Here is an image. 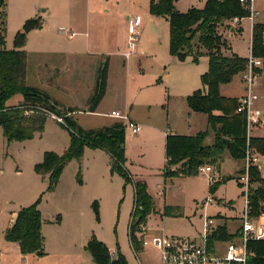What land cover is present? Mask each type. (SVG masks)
I'll return each mask as SVG.
<instances>
[{"label":"rangeland","instance_id":"1","mask_svg":"<svg viewBox=\"0 0 264 264\" xmlns=\"http://www.w3.org/2000/svg\"><path fill=\"white\" fill-rule=\"evenodd\" d=\"M23 1L26 0H2L3 3H0V32L3 38V46L0 45V47L13 48L14 36L20 29L18 22L26 13L21 10ZM205 1L175 0V7L178 12H186L192 7H203ZM253 6L254 10L259 11L257 18L264 20V0H254ZM77 7H79L80 14L76 15L77 22L75 23H79V27H70L71 30L68 29V31L81 32L83 36L79 37L88 38L91 47L93 46L95 49L122 51L118 60L115 61L114 56L110 57L108 86L103 101L105 109L106 106L109 108L111 99L113 102L114 95L122 94L124 88L122 81L126 66L130 64L133 73L140 69L149 72L152 68L159 67L164 69L160 72L164 94L162 96L164 99L167 98L165 92L167 89L170 97H173L172 104H168L169 112H167L168 108L162 105L164 111L162 113L159 110V117L166 119L167 124L171 122L175 124V120L181 117L176 129L166 128V135H188L190 132L206 127L205 120L197 119L196 122H184L185 116L178 108L180 96L176 94L180 88L175 83L173 95V91L171 92V89L166 87L163 76L169 67H164L166 62L159 61L160 55L156 45L161 43L162 48L168 46L167 23L151 21L148 17L142 18L140 21L142 25L138 27L140 30L139 40L145 53L139 47L137 51L135 49L130 52L128 44L131 20L135 19L139 12L144 14L143 10L139 11L137 6L130 5L128 0H82L77 3ZM43 8L41 6L39 9L42 10ZM145 13H149L147 7ZM130 15L131 19L129 20ZM65 17L63 16L62 20ZM67 27V23H62L51 26L49 30L54 31L57 28L65 30ZM45 31L48 32V30H43L40 33H44L42 35L45 36ZM220 33L222 32L220 31ZM29 35L27 33V36ZM39 35L33 36L36 38V42L39 41ZM222 38L226 41V45L221 48L222 54L225 56L233 54L234 52L229 46L228 33L224 34L223 32ZM249 39L250 32L247 25L239 34L230 38L232 48L243 58L250 54ZM123 51H125L124 54ZM124 55L128 58L126 59ZM135 55L139 56L136 58ZM37 57L38 55L36 56L34 53L30 54V59L34 58L35 62H38L36 61ZM93 58L95 61H103L107 60L108 56L107 54L103 56L94 55ZM262 60L261 70L264 69V59ZM167 62L170 67L171 65L174 67L176 72L182 67L188 69L191 82L197 86L200 84V76L198 75L196 79V73L207 67V58L204 56H199L198 61L194 63H176L173 60ZM47 70L48 74L49 72L53 73L50 68ZM93 74L94 68L93 72L92 68H79L74 78L91 81L94 78ZM239 77L240 73H237L230 81L221 84L220 92L238 97L242 92L241 88H244ZM254 92L257 94V99L253 102V107L258 108L264 114V72L258 78ZM20 98V93H14L6 99L5 104L7 106L16 105ZM175 104H177V108L174 107ZM48 117L45 120L43 130L35 132L31 138L25 140L7 141L0 128V264H98L93 260L86 247L83 249V245H81V240L86 232L90 238L94 235L98 241L103 242L109 251L114 250L116 256L122 255L126 264H162L157 249L151 246H143L142 243L133 248L130 242L128 227L135 199L133 182L140 179L147 181L148 194L152 199L153 207L156 203L159 206L168 205L173 209L172 214L161 216L162 212L158 208H156L157 212L153 211V208L147 215L145 223L142 224L141 230L146 229V224L149 228L161 229L157 231V235L165 233L164 235L168 237L198 240L202 234L205 218L207 216L218 217L219 213L229 218L230 221L225 226L226 232L233 235L232 240H238L235 238L241 224L244 207L243 187L239 183H242L240 177L246 166L245 158L242 160L224 157L218 164L211 165V171L214 169V173H209V176L212 177L211 183L229 176L230 172L234 174L233 172L243 169L242 173L240 172L236 176L231 175L229 179L218 184L214 192L209 190L210 183L207 180V174L199 172L192 177L167 176L165 195L159 196L156 192V184L163 179V170L166 164V136L163 140L161 138L163 134L160 135L145 126L141 132L133 133L123 125L122 166L129 177L128 181H125L119 173L112 172L111 169L110 172L107 170V174H103L98 165L93 167L91 163L94 155L104 157L105 159H101L100 162L104 161V164L107 165L112 163L113 158L107 152V154L102 155L101 152L98 153V150L85 147L79 159L68 161L59 188L53 193H48L46 191L47 180L43 181L37 175L34 165L42 160L46 151H52L59 155L63 154L68 147L67 142L69 143L68 130L62 125L64 122H57ZM84 118L88 117L84 116ZM262 118L264 119L263 116ZM101 119L102 122H108V118L105 116H102ZM260 126L261 124L251 127L247 134L250 136ZM170 128L172 129L170 130ZM211 135H213L212 131L207 136L206 143L212 142ZM251 151L254 152L253 149ZM259 163L261 175L264 177V155H260ZM218 165H220V170H218ZM250 186L251 182L249 181L248 188ZM38 199L37 207L44 220L43 232H41L47 241V245H43L44 254L42 256L35 254L23 256L16 243H8L4 240V231L13 223L18 210L33 204ZM72 201L81 205V210L77 212V214H82L81 217L70 212L73 210L70 207ZM94 201L97 204V213L94 210ZM76 220H78L77 223H74ZM138 237L141 242V235ZM57 238H62L68 243L59 247L55 246L54 242ZM73 238L78 240L72 241ZM226 242L225 239L213 240L214 249L211 252L217 255L224 253Z\"/></svg>","mask_w":264,"mask_h":264},{"label":"trees","instance_id":"2","mask_svg":"<svg viewBox=\"0 0 264 264\" xmlns=\"http://www.w3.org/2000/svg\"><path fill=\"white\" fill-rule=\"evenodd\" d=\"M149 13L167 19L170 55L179 61H184L188 56L193 62H197L199 56L205 55L208 58V68L200 76L202 89L193 91L185 98L191 111L206 115L207 127L193 135L167 134L163 177L197 175L200 165H216L226 152L234 159H244L248 148L264 155V137L249 136L245 117L235 112L237 98L222 96L219 91L220 85L230 81L247 63V57L234 53L229 56L222 54L221 48L226 45V41L219 28L227 27L225 23L235 17H249L250 10L239 0H206L201 8L192 7L186 12H178L175 0H150ZM35 28H41V21L38 18L26 19L14 36L12 49L2 47L0 32V128L4 137L7 141L31 138L35 132L43 130L46 118L53 113L63 117L62 125L68 130L70 141L63 154L46 151L42 160L34 165L35 172L47 178L46 191L55 188L65 165L72 159H79L85 147L105 150L113 158L111 171L119 173L128 181L129 177L122 166L124 127L121 122L84 129L68 115L74 109L57 107L45 94L26 84V52L22 47L27 33ZM250 53L264 59L263 23L256 22L252 26ZM106 76L107 67L104 65L98 70L95 90L88 101L90 110H94L104 94ZM14 93H20L23 100L17 105L7 106L6 99ZM214 111L219 113L215 114ZM210 131L213 132V140L206 143ZM223 138L229 139L228 145ZM260 168L258 165H250L248 170L251 186L247 191V200L248 216L251 218L264 212V177ZM230 177L210 183V192H214L218 184ZM133 188L135 199L128 232L131 245L136 248L141 243L136 231L145 223L153 203L144 181L133 182ZM38 201L18 210L13 223L4 231V240L16 242L21 254H44ZM93 204L97 213L96 201ZM232 236L222 224L217 232L209 236L208 245L211 246L213 240H229ZM86 249L98 264H126L122 255L111 257L107 246L94 235L87 242ZM247 249L246 264H264V239L248 241Z\"/></svg>","mask_w":264,"mask_h":264},{"label":"crops","instance_id":"3","mask_svg":"<svg viewBox=\"0 0 264 264\" xmlns=\"http://www.w3.org/2000/svg\"><path fill=\"white\" fill-rule=\"evenodd\" d=\"M82 0H26L21 10L26 12L25 15H23L20 18V21L18 22V27H22L24 21L31 17V18H38L41 21V28L37 29H31L28 34L26 35V40L24 43V46L22 47L26 52V73H25V82L28 86L35 88L39 92L45 94L50 102H54L57 107L59 108H71L74 109L73 112L69 113L68 115L71 116L78 124L84 129H95L106 125H111L118 122H123L120 119H117L113 117L110 113L111 111H120L121 113L126 114L130 119L135 121L141 126L142 131L143 126L149 128L150 130L157 132L161 135V138L164 140L166 135V128L172 127L173 129H176V125L180 122V118H177L174 123L167 124L166 119H161L159 117V110L164 111L162 105H165L169 112L168 104H172V99L168 90L165 89V92L167 94V98L169 96V99H164L163 94V86L161 83V76L160 72H162L164 69L156 67L152 68L151 71L145 72L144 70H139L136 73H133V69L130 66L125 67L124 71V78L122 83L124 84V88L122 89V94L118 93L114 95L113 102L112 99L109 104V108L105 109V104L103 101L105 100L106 92H107V86H108V67L110 64V57L114 56L115 61L119 59V56H121L120 50H99L91 47L89 39L88 38H81L79 36H83L81 32L76 31H68L71 30L70 27H79V23L77 22L76 15H79V7H77V3ZM90 1V0H89ZM130 5H133L136 7L139 11L143 10L144 14H141L140 12L136 15L137 17L135 19H132L131 21L133 24L138 28L141 24L142 18H149L151 21L156 22H165L168 25V46L162 48V44L158 43L156 47L158 48L157 51L159 52L160 59L159 61L166 62L164 64V67L168 66L169 69L164 74V79L166 83V87H169L171 89V92L173 91L174 95V86L175 83H177V86L180 88L178 92H176L177 95L180 96V106L178 107L184 114L185 118H183V121L186 123H189L191 121L196 122L197 119L199 120H205L206 121V127H207V117L204 113L194 112L191 111L186 103V96L191 94L196 89H202V84L200 80V84H194L190 80V76L188 73V69H184L183 67L178 72L175 71L174 67L171 65H168V62H192L191 57L188 56L184 61H179L174 56L170 55L169 53V24L166 18L161 16H154L150 13L146 14L145 10L147 7V10L149 12V4L150 0H128ZM146 5V6H145ZM254 0L252 3V8L254 13L256 15L253 17V19H250L249 17L240 18L238 21L234 22L232 20L227 21L225 24L228 25L227 27H221L219 28V31H221L222 35L223 32L228 33V40H229V46L231 50L238 56L239 55L231 46L230 38L233 36H236V34H239L247 25L249 27L250 32V39H249V50H250V44H251V33H252V26L255 22H260L264 24V20H260L258 17L259 11L254 10ZM43 6L44 8L40 10L39 8ZM135 8V9H136ZM176 8V7H175ZM132 9V8H131ZM105 11H108L105 9ZM28 12V14H27ZM63 16H66L64 20H62ZM129 20L131 19V15L129 16ZM42 19V20H41ZM67 23L68 27L67 29L57 28L56 30L52 31L49 30L51 26H55L58 24ZM76 24V25H74ZM19 29V30H20ZM139 29V28H138ZM39 30V31H38ZM43 30H48L50 33L45 31L46 35H42L44 33H40ZM72 32L70 36L67 35V33ZM39 35V41L36 42V36ZM140 34V30H139ZM35 36V37H33ZM142 44H140V40L136 46L139 47L140 50H144L142 48ZM125 51H123L124 54ZM145 53V50L143 51ZM34 53L37 57L38 62H35L34 58L30 59V54ZM136 53V52H135ZM104 54H107L108 58L107 60H100L95 61L93 56L99 55L103 56ZM126 59L128 56L124 55ZM136 58L139 55H135ZM134 56V57H135ZM207 58V56L203 55ZM33 57V56H32ZM33 60V62H32ZM35 62V63H34ZM96 62V63H95ZM127 62V61H126ZM106 65L107 67V76H106V87L104 94L94 110H90L88 101L93 94L97 82V75L98 70ZM50 68L53 73L49 72L47 73V69ZM91 69L93 72L94 68V78L93 80L88 79H77L76 73H78V69ZM208 68V58H207V67H205L200 72H197L195 75V78H198V75L201 76ZM264 72L263 70H260V76ZM240 73V72H239ZM238 73V74H239ZM159 76V77H158ZM259 76V77H260ZM240 79V77H239ZM241 83V81H240ZM242 87V84H241ZM220 91V89H219ZM241 94L238 95L241 96L243 94L244 88H241ZM222 96L225 97H231V98H238L236 96H229L224 92H220ZM163 95V96H162ZM23 100V97L21 95L20 100L17 104H19ZM16 104V105H17ZM177 108V104H175ZM14 106V105H13ZM161 113V112H160ZM215 114H218L219 111H214ZM84 116H87L88 118H84ZM105 116L108 118V122H102L101 117ZM264 114L261 112V119L262 124L260 128H258L254 133H252L250 136H256V137H264ZM51 119L57 121L53 117L49 116ZM48 117V118H49ZM83 117V118H81ZM59 122V121H57ZM124 125V123H123ZM190 127V126H189ZM206 127L204 129H206ZM170 128V130L172 129ZM201 129V130H204ZM195 132H190L188 135H193ZM66 132V131H65ZM138 132V133H139ZM68 138L70 141V136L67 131ZM209 136V135H208ZM213 138V135H211ZM67 145L69 143L67 142ZM93 150H98V153H102V155L107 154L105 150L100 148H92ZM97 154V153H96ZM100 155H94L92 157V163L91 165L93 167L98 165V168L102 171L103 174H107V172H110V165L104 164V161L101 163V159H105L104 157H99ZM224 157H229L228 153H224L219 161H221ZM40 159V158H38ZM243 160V159H242ZM38 161V160H37ZM165 162H166V156H165ZM220 164V163H219ZM67 164L65 165V167ZM65 167L62 170V173L59 177L58 183L55 186V188L52 191H48V193H53L59 186L61 185V180H63V174L65 172ZM218 170H220V165H218ZM108 170V171H107ZM242 168L240 170H237L233 172L234 174L229 173V175H238L241 172ZM261 170V168H260ZM209 173H214V169L210 171ZM208 175V173H205ZM38 175V174H37ZM43 181H46L47 178H42L40 175H38ZM186 177H192V176H186ZM141 181H144L147 186L148 191V184L145 179H140ZM208 180V178H207ZM156 192L159 196L165 195L166 190V178L163 177L161 181H158L156 184ZM162 188V194H159L158 191ZM149 193V191H148ZM91 199V198H89ZM155 207L153 211H156V208H158L159 211L162 212L161 216L172 214L173 209L169 207L168 205H162L159 206L155 203ZM232 206V205H231ZM70 207L73 209L70 212L76 213V216L80 215L81 213L77 214L79 210H81V205L77 203L76 201H72L70 203ZM41 212V211H40ZM157 212V211H156ZM42 217V215H41ZM213 217L217 223L224 224L226 226V223H229V218H227L225 215H221L218 213L217 216H210ZM78 220H76L74 223H77ZM12 223V222H10ZM60 223V222H57ZM10 226V225H9ZM8 226V227H9ZM43 226H44V220L42 219V225H41V231L43 232ZM142 226V224L140 225ZM146 229L144 231V234H150V235H157V231H160L161 229L157 230L154 228H149L148 225H146ZM139 229L136 231V236L139 241ZM84 234L83 239L81 240V245H83V249L86 247L87 242L89 241L90 236L87 234ZM161 234V233H160ZM165 234V233H162ZM142 237V236H141ZM78 240L76 238H73L72 241ZM10 243V242H8ZM16 243V242H13ZM68 243L67 241H64L62 238H57V240L54 242L55 246H60L62 244ZM18 246V244L16 243ZM44 245H47V241L44 239ZM19 249V246H18ZM20 251V250H19ZM114 251V250H111ZM109 251V252H111ZM21 253V252H20ZM23 256H26V254H22ZM22 256V257H23Z\"/></svg>","mask_w":264,"mask_h":264},{"label":"built area","instance_id":"4","mask_svg":"<svg viewBox=\"0 0 264 264\" xmlns=\"http://www.w3.org/2000/svg\"><path fill=\"white\" fill-rule=\"evenodd\" d=\"M242 5L250 10L249 18L253 19L256 15L252 8L253 0H239ZM240 18H233L236 22ZM72 34V33H71ZM71 34L67 33L68 36ZM139 41V29L131 21L130 39L128 49L131 52L136 49ZM263 60L259 57H254L249 54L245 68L240 72V80L244 86V93L237 98L236 113H240L245 117L246 131L249 133L250 128L262 124L261 111L253 107V102L257 99V94L254 92V87L257 84L262 68ZM113 117L123 121L124 126L128 127L131 132L137 133L141 130V126L130 119L126 114L120 111H111ZM51 117L57 121L63 122L62 117H58L51 113ZM252 149H247L245 154L246 166L244 172L241 174L240 185L243 187L244 207L243 215L241 217V224L234 241L227 240L224 253L214 254L211 252L214 247L208 245L209 236L218 231L220 223H217L213 217L207 216L202 227V234L198 240H184L179 238L168 237L164 234L148 235L144 234V230L139 227V235L142 236L141 243L143 246H151L157 249L160 253L162 264H246L248 255L247 242L250 240L264 239V212L257 217L248 216V200L247 191L249 183V167L250 165H258L260 155ZM258 154V155H256ZM211 165L203 164L197 169L198 173H208V182H212V177L209 176ZM162 193V188L158 191ZM209 201L211 199H208ZM264 208V203L262 204ZM143 229V228H142ZM111 257H114L115 251L109 252Z\"/></svg>","mask_w":264,"mask_h":264},{"label":"water","instance_id":"5","mask_svg":"<svg viewBox=\"0 0 264 264\" xmlns=\"http://www.w3.org/2000/svg\"><path fill=\"white\" fill-rule=\"evenodd\" d=\"M223 141H224V143H225L226 145L229 144V139L223 138Z\"/></svg>","mask_w":264,"mask_h":264}]
</instances>
